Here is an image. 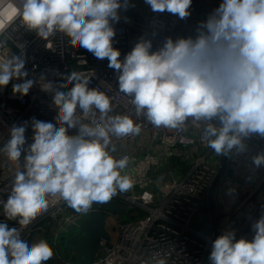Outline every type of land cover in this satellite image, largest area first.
Returning a JSON list of instances; mask_svg holds the SVG:
<instances>
[{
	"label": "clouds",
	"instance_id": "obj_1",
	"mask_svg": "<svg viewBox=\"0 0 264 264\" xmlns=\"http://www.w3.org/2000/svg\"><path fill=\"white\" fill-rule=\"evenodd\" d=\"M153 12H168L183 20L192 0H145ZM129 0H23L16 15L0 20V33L17 17L23 26L47 41L56 32L69 38L95 61L108 60L119 91L130 98L136 118L157 128L183 130L203 126L207 146L218 156L246 151L245 138H264V0H222L201 21L195 36L167 37L153 51L151 39H139L123 60L113 47V22ZM47 47V46H46ZM26 58H0V87L13 83V94L26 96L34 81L26 79ZM53 93L56 124L32 118L33 142L25 148V124L13 125L0 154L19 162L0 222V264H46L53 250L45 240L29 245L22 231L49 209V197L63 200L76 213L94 203H109L118 192L133 187L125 169L129 158H115L113 138L138 135L141 126L128 114L110 115L113 105L102 91L89 88L77 72L66 83L41 87ZM69 89L62 91L61 89ZM90 119V123H84ZM59 125V127H57ZM78 128L74 136L69 129ZM111 145V149H110ZM253 163L264 165V153ZM124 173V174H122ZM230 192L232 190H229ZM251 240L236 239L235 231L218 236L209 264H264V215L253 225ZM156 264H166L159 259Z\"/></svg>",
	"mask_w": 264,
	"mask_h": 264
},
{
	"label": "built area",
	"instance_id": "obj_2",
	"mask_svg": "<svg viewBox=\"0 0 264 264\" xmlns=\"http://www.w3.org/2000/svg\"><path fill=\"white\" fill-rule=\"evenodd\" d=\"M137 1L142 3L144 13ZM22 2L0 0V20L14 17ZM135 2L141 19L129 0V7L119 12V22L112 24L116 32L113 47L120 50L121 60L142 37L151 39L157 50L167 37L195 36L198 24L222 0H192L191 15L183 20L166 11L153 12L145 0ZM22 52L26 58V79L35 83L22 97L12 92L13 83L22 80L0 87V148L9 138L13 125L27 122L24 146L27 148L33 142L32 118L56 124L58 110L53 105V93L41 87L47 81L53 82L54 87L66 83V77L73 72L87 80L89 88L110 97L113 105L110 115L128 114L141 126L138 135L112 139L116 151L111 154L117 159L129 158L125 173L133 180V187L127 192H118L111 202L126 208L128 217L122 220L119 213H114L107 218V222L112 220L114 234L107 224L111 241L103 242V249L91 264H156L159 259L166 264H209L212 242L224 232L235 231L236 239L253 238L252 225L264 215V165L257 167L252 158L264 153V138L255 134L245 138L246 151L229 155L226 172L214 193L217 231L204 232L194 223L203 210L209 211V194L221 169L222 156L207 146L203 126L190 123L183 130L157 128L143 117L136 118L130 98L119 91L118 74L108 67L107 59L95 61L78 46L73 47L69 38L60 32L45 41L27 30L17 17L0 33V58ZM77 115L84 123H90L79 109ZM77 132L78 128H72L67 134L74 136ZM23 162V152L19 162L0 154V222H7L9 227L19 225L17 221H6L3 204ZM100 211L108 213L107 205H102ZM84 215L76 213L62 199L49 197L48 211L25 228L21 238L30 245L36 235L53 236L54 255L62 264H72L75 254L66 253L64 257L57 237Z\"/></svg>",
	"mask_w": 264,
	"mask_h": 264
},
{
	"label": "water",
	"instance_id": "obj_3",
	"mask_svg": "<svg viewBox=\"0 0 264 264\" xmlns=\"http://www.w3.org/2000/svg\"><path fill=\"white\" fill-rule=\"evenodd\" d=\"M133 10L136 12L139 19L140 14L137 13L138 7L135 0H130ZM153 51L154 48H153ZM229 156H222L221 169L211 187L209 194V212L212 222L213 231H217V214L214 193L219 180L226 172L227 160ZM104 204L94 203L89 212L85 213L84 217L76 224L69 227L65 234V245L71 249L75 254V260L72 264H91L98 253L103 249V242L111 241V233L107 229V218L114 213H119L128 217L126 208H119L113 202L106 203L109 210L108 213L100 211L101 206ZM60 233L59 236L62 234ZM58 236V237H59ZM57 237V239H58ZM65 257L66 253H62Z\"/></svg>",
	"mask_w": 264,
	"mask_h": 264
},
{
	"label": "rangeland",
	"instance_id": "obj_4",
	"mask_svg": "<svg viewBox=\"0 0 264 264\" xmlns=\"http://www.w3.org/2000/svg\"><path fill=\"white\" fill-rule=\"evenodd\" d=\"M137 4L139 6V8L141 9V11L144 13L145 12V9L142 5V3H140L139 1H137ZM118 217H120L122 220H126L127 217L125 216H122V215H119L118 214ZM203 220V219H202ZM202 220L200 219L198 221L199 224H202ZM107 224L109 225V230L112 234H114V229H113V223H112V220H108ZM33 242L32 244L38 242L39 240H45L48 242V244L50 245V247H52V244H53V236L51 235H36L34 238H33ZM38 240V241H37ZM30 243V245H32ZM57 244L59 246V249L62 253H70V255L72 256V250L67 248L66 245H65V234H61L58 239H57ZM73 260V259H72Z\"/></svg>",
	"mask_w": 264,
	"mask_h": 264
},
{
	"label": "trees",
	"instance_id": "obj_5",
	"mask_svg": "<svg viewBox=\"0 0 264 264\" xmlns=\"http://www.w3.org/2000/svg\"><path fill=\"white\" fill-rule=\"evenodd\" d=\"M208 212L207 211H202L200 213V217H202L203 219V222L202 224H199L198 222H195L194 225L195 227L201 229L202 231L204 232H210V230H207V228H205V224H204V221H206L208 219ZM53 250V249H52ZM47 264H62V261H60L59 258H57L55 255H54V252H53V256L52 258L46 262Z\"/></svg>",
	"mask_w": 264,
	"mask_h": 264
},
{
	"label": "crops",
	"instance_id": "obj_6",
	"mask_svg": "<svg viewBox=\"0 0 264 264\" xmlns=\"http://www.w3.org/2000/svg\"><path fill=\"white\" fill-rule=\"evenodd\" d=\"M203 211H206V210H203ZM208 214H209L208 219L206 221H204V224H205V228H207V230L212 231L213 227H212V222H211V217H210V212L209 211H208ZM200 218L202 220V217H199V220H200ZM199 220H197V221H199ZM202 222H203V220H202ZM33 240L31 241V244H32Z\"/></svg>",
	"mask_w": 264,
	"mask_h": 264
}]
</instances>
